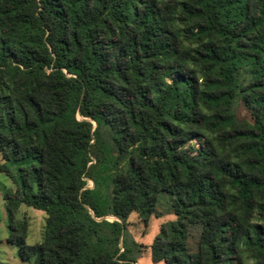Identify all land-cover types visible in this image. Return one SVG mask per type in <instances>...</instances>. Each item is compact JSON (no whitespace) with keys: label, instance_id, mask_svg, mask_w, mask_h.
Masks as SVG:
<instances>
[{"label":"trees","instance_id":"1","mask_svg":"<svg viewBox=\"0 0 264 264\" xmlns=\"http://www.w3.org/2000/svg\"><path fill=\"white\" fill-rule=\"evenodd\" d=\"M0 154L21 264H264V0H0Z\"/></svg>","mask_w":264,"mask_h":264},{"label":"rangeland","instance_id":"2","mask_svg":"<svg viewBox=\"0 0 264 264\" xmlns=\"http://www.w3.org/2000/svg\"><path fill=\"white\" fill-rule=\"evenodd\" d=\"M0 161L3 160V155L0 154ZM19 162H7L12 175H6L0 171V264H21L23 263L19 256V245L7 241L9 235L7 227V214L5 210L4 193L7 190L15 191L20 184L19 178ZM88 186L92 187L93 182L88 181ZM168 199L166 196H161L158 206L159 217L152 216L149 223L146 225L138 216L137 213H132L128 220V230L134 240L149 246L159 230V226L163 221L174 218L173 214L168 213ZM17 217L24 220L27 224L26 240L28 244L40 242L44 236V228L46 223V214L44 211L28 207L22 204L18 210ZM108 219H115L114 216H107ZM192 237V236H191ZM194 244H192L193 246ZM150 251L145 250L143 256L138 259V264H161L154 263L150 257ZM28 264V263H26Z\"/></svg>","mask_w":264,"mask_h":264}]
</instances>
